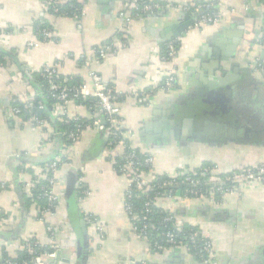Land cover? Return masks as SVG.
I'll return each mask as SVG.
<instances>
[{"label":"crops","instance_id":"1","mask_svg":"<svg viewBox=\"0 0 264 264\" xmlns=\"http://www.w3.org/2000/svg\"><path fill=\"white\" fill-rule=\"evenodd\" d=\"M130 2L90 0L78 20L48 12L42 0H0V53L6 59L0 65V216L8 221L0 230V262L4 253L15 258L26 242L48 247L50 225L64 260L47 264H202L184 247L156 252L135 234L125 210L128 182L113 165L107 135L94 128L69 149L70 162L57 175L60 203L54 213L41 220V204L27 203L23 191H33V183L46 185L41 169L65 144L53 135L52 125L44 128L13 112L16 102L40 92L46 65H56L60 76L90 89L94 71L116 88L131 143L153 158L155 175L174 177L204 166L226 175L264 163V70H257L264 68V5L259 0H179L182 8L209 5L220 21L195 27L186 19L189 14L176 10L140 16L128 29L125 48L87 66L98 46L119 35L120 14ZM40 25L51 32V40ZM170 41L178 46L169 66L177 84L165 93L157 89L163 78L157 54ZM134 92L149 93L148 104H138ZM68 111L82 120L102 115L75 101ZM75 174L76 194L67 200V181ZM177 198L159 205L178 211L185 223L210 238L215 264H264L263 185L222 204ZM82 211L99 220L102 235L95 224L84 231Z\"/></svg>","mask_w":264,"mask_h":264},{"label":"built area","instance_id":"2","mask_svg":"<svg viewBox=\"0 0 264 264\" xmlns=\"http://www.w3.org/2000/svg\"><path fill=\"white\" fill-rule=\"evenodd\" d=\"M48 12L52 10L54 14L66 16L62 8L65 5L74 7L77 4L78 8L73 16L76 19H81L85 13V5L90 0H42ZM209 5H192L182 8L179 5V0H131L127 10H123L120 14L122 20V30L113 40L98 46L94 53L95 57H91L86 62V65H91L92 62H101L109 55L117 54L128 43V29L132 22L140 17L160 12L162 10L182 11L193 16L194 26L201 27L205 25H216L220 21V15L210 11ZM250 11L249 8H245ZM232 12H235L233 10ZM46 40H51V32L46 29L42 32ZM167 54L163 55L158 52L157 73L162 75V81L158 85L160 92H171L176 84V72L170 69L173 61L177 57L178 46L177 41H170L166 44ZM257 70L263 72L262 65L257 67ZM43 78L47 81L48 94L53 98L51 110L55 117L61 119L66 125H71L72 130H53V135L65 138L68 143L63 146L62 152L55 160L41 170L47 174L46 185H43L38 193V199L46 201V207H42L38 211V217L43 220L47 215H52L60 203V196L56 192L57 175L61 169V159L66 152L75 144L80 136L89 128H94L98 132L104 133L108 137V152L112 153L113 165L116 171L124 176L127 180V191L125 210L130 217L132 228L135 234L149 242L156 252H164L173 248L184 247L202 263L215 264L214 248L210 238L201 230L187 228L184 220L181 217L174 216L173 212H168V215L155 220V208L159 206V200L167 199L172 203L176 202L177 196L184 200L202 199L207 200L211 204H222L231 196H239L244 189L254 188L256 185L264 186V163L250 166L241 169L237 172L218 175L213 167H203L200 169H187L178 173L172 180H161V176L155 175L153 172V158L149 155H144L143 158L137 154V149L131 143L132 134L125 129L122 119L119 116L118 100L120 94L113 86L104 84L102 78L94 71L90 72L93 87L90 89L87 84L79 83L78 85H67L66 82H58L57 77L58 67L56 65H46L42 71ZM92 97L95 99V108L101 112V116L92 117V121L85 124L79 117H73L68 111V107L72 101L77 102L79 99ZM135 100L140 105H147L150 94L146 92H134ZM35 97L28 96L22 99L20 103L24 104L28 111L31 110L29 116L35 123L41 127H46L47 122L33 114L32 109ZM39 110L45 109L43 102L37 103ZM13 112L20 116L22 109L16 107ZM120 148V153H115V149ZM122 164L119 166V163ZM182 179V182L177 181ZM181 185L186 188L181 194L176 189ZM24 187L25 184H23ZM34 188V183L31 185ZM2 188H5L2 186ZM82 195H87L82 185L79 187ZM166 188L168 191L162 195L157 193L159 198L153 199L150 196V191L161 190ZM144 198V205L141 209L137 208L133 202L134 199ZM160 207V206H159ZM83 221L88 224H95L97 231L102 235L103 227L97 218L82 211ZM8 221L0 216V230L4 229ZM50 244L46 250H42L43 246L36 242H26L24 249L31 255V259L23 260L22 262H14L9 259H3L4 264H47V261H55L58 253L56 247V231L52 226H48ZM151 242V243H150ZM39 245V246H38ZM45 247V246H44ZM128 264H133L129 262ZM147 264V263H143Z\"/></svg>","mask_w":264,"mask_h":264},{"label":"trees","instance_id":"3","mask_svg":"<svg viewBox=\"0 0 264 264\" xmlns=\"http://www.w3.org/2000/svg\"><path fill=\"white\" fill-rule=\"evenodd\" d=\"M51 2H52V0H50V4H51ZM259 2L262 5H264V0H259ZM77 6H78L77 4H75L74 7L68 6V5H65L64 4V7L62 8V10L68 16H73L74 12L76 11V8H78ZM50 12L52 14H54L52 12V10H50ZM54 15H58V14H54ZM38 28H39V31L42 33L44 30H46L47 27L45 25H40ZM167 52H168V50H167V47L165 45L164 47H162L161 53L163 55H166ZM5 62H6V59H5L4 54L0 53V65L5 64ZM57 81L60 82V83L61 82H66L67 85H78L79 84V82H74L71 79L63 78L60 75H58ZM40 88H41L40 92L36 95V97L34 98V101H33V107H34L32 109L33 114L36 115L37 117L45 120L49 125H52L55 128V131H57V130H66V129L72 130L73 127L71 125L69 126V125H66L65 123H63L61 121V119H59L58 117H55L53 115L52 110H50V107L52 106V103L54 102V100L50 96V94H48V91H47L48 90L47 81L43 78L42 73H41V86H40ZM38 102H43L44 105H45V109L39 110L37 108V103ZM77 102L84 103V105H86L87 107H89L91 109L92 113H95V111H94V108H95V99L94 98L88 97L86 99H79V100H77ZM15 105L18 106V107H20L22 109V116H24V119H28V120L31 119V117L29 116V113L31 112V110L28 111L27 108H25L24 104H22L20 102H16ZM92 117L94 118V115L93 114H92V116H91L90 119L89 118L88 119L86 118L85 120L83 119L82 121H84L85 124H88V123H90L92 121ZM62 140H63V144L64 143H68L65 138H63ZM70 152L71 151L69 150L68 152H66L65 156L62 157V159H61V167L64 164H68L70 162V159L68 157ZM137 154L141 158H143V156H144L143 154L140 153V151H137ZM54 160L55 159L50 160V162L49 163H46L45 166L48 165V164H51ZM121 164H122V162L119 163V166ZM204 167H209V166H204ZM160 178L163 181L164 180H167V181H171L172 180L170 178V176H161ZM177 181L182 182V179L177 180ZM21 187L24 188L23 185H21ZM41 187H42L41 184L40 185L37 184L36 187L33 189V191H32V189L30 190V193H29L30 196H28V197L26 196V195H29V194H26L27 191L26 192H25V190L23 191L24 192V195H25V197L27 199V203L30 202V201L31 202H35L36 201L39 204H41V208L42 207H46V205H47L46 201H44L43 199H38V193H39V190H40ZM185 188H186L185 185H181L180 188H178L176 190L179 191V193L182 194L184 192ZM167 191L168 190L166 188H163V189L158 190V191L157 190H155V191L152 190V191H150V196L153 199H157V198H159V196L157 195V193H160V194L164 195ZM192 199H189V200H192ZM144 201H145L144 198L134 199L133 200L135 206L137 208H139V209H141L143 207ZM159 206H157L155 208V211H156V215L154 216V219L155 220H159L161 217H164V216L168 215V212H169V211L164 210L163 208H161ZM173 215L180 217V213L178 211L173 212ZM186 227L187 228L198 229L197 227L191 226L189 223L186 224ZM150 246H151V244H150ZM46 248L47 247H43L42 250H46ZM151 248H152V246H151ZM31 258H32L31 255L28 253V251L26 249H23L22 251L18 252V254H17V256L15 258L10 257L7 253H4V259H9V260H12L14 262H22L23 260H28V259H31ZM0 264H4V263H1L0 262ZM136 264H143V263H136Z\"/></svg>","mask_w":264,"mask_h":264},{"label":"water","instance_id":"4","mask_svg":"<svg viewBox=\"0 0 264 264\" xmlns=\"http://www.w3.org/2000/svg\"><path fill=\"white\" fill-rule=\"evenodd\" d=\"M186 19L191 20L193 23L195 18L191 15H186ZM229 88L231 89V87ZM229 88H226V89L228 90ZM71 177L72 178H70V180L67 181V188H66V199L67 200L71 198L73 199L75 197L76 190H77L76 184L78 181V176L75 174V175H72ZM81 226L84 228V231L86 232L87 224L84 221H82ZM60 260H64V259L62 257V252L58 251L55 261L58 262Z\"/></svg>","mask_w":264,"mask_h":264}]
</instances>
